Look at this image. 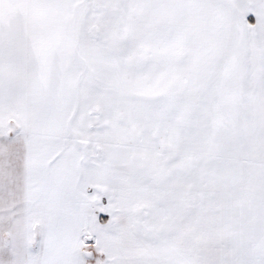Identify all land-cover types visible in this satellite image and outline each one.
Here are the masks:
<instances>
[{
    "label": "snow or ice",
    "instance_id": "6c2138e0",
    "mask_svg": "<svg viewBox=\"0 0 264 264\" xmlns=\"http://www.w3.org/2000/svg\"><path fill=\"white\" fill-rule=\"evenodd\" d=\"M0 264H264V0H0Z\"/></svg>",
    "mask_w": 264,
    "mask_h": 264
}]
</instances>
